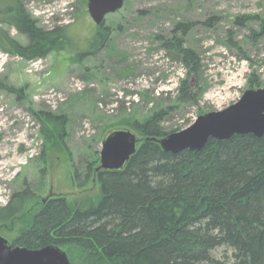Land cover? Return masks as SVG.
Listing matches in <instances>:
<instances>
[{"label": "rangeland", "instance_id": "1", "mask_svg": "<svg viewBox=\"0 0 264 264\" xmlns=\"http://www.w3.org/2000/svg\"><path fill=\"white\" fill-rule=\"evenodd\" d=\"M19 2L40 27L68 26L75 38L66 50L31 60L0 46V207L16 193L27 210L58 196L71 201L85 189L96 194V180L79 189L70 175L84 172L96 150L100 159L111 131L129 129L140 139L130 122L162 108L169 110L167 130L183 129L246 89L264 87V0H125L102 25L88 0ZM0 26L27 42L1 15ZM98 28L109 32L105 47L80 55ZM173 38L196 53L198 73L164 47ZM184 80L198 93L196 102L178 100ZM33 110L66 116L65 139L48 137ZM21 227L20 220L0 222V234L12 243Z\"/></svg>", "mask_w": 264, "mask_h": 264}, {"label": "trees", "instance_id": "2", "mask_svg": "<svg viewBox=\"0 0 264 264\" xmlns=\"http://www.w3.org/2000/svg\"><path fill=\"white\" fill-rule=\"evenodd\" d=\"M0 15L28 39L22 43L0 26L1 48L27 60L66 50L75 38L68 26L40 27L19 0H0ZM108 39L109 32L98 28L80 55L98 53ZM171 40L164 47L178 54L190 74L198 73L196 53ZM177 92L183 103L198 99L187 80ZM168 113L162 108L130 122L141 138L122 168L97 171L96 150L84 172L71 173V187L96 180L98 193L85 189L71 201L58 196L34 210L16 193L0 207V222L22 223L12 245L55 244L73 264H264V135L209 138L201 150L172 153L156 140L181 129L167 130ZM33 114L48 137L65 139L66 116Z\"/></svg>", "mask_w": 264, "mask_h": 264}, {"label": "water", "instance_id": "3", "mask_svg": "<svg viewBox=\"0 0 264 264\" xmlns=\"http://www.w3.org/2000/svg\"><path fill=\"white\" fill-rule=\"evenodd\" d=\"M125 0H88V11L97 25L120 10ZM264 135V87L246 89L231 105L199 115L192 124L156 139L165 151L201 150L209 140H225L234 134ZM139 139L129 129L111 131L102 141L100 163L96 170L120 169L137 150ZM0 264H73L58 245L40 248L13 246L0 234Z\"/></svg>", "mask_w": 264, "mask_h": 264}, {"label": "flooded vegetation", "instance_id": "4", "mask_svg": "<svg viewBox=\"0 0 264 264\" xmlns=\"http://www.w3.org/2000/svg\"><path fill=\"white\" fill-rule=\"evenodd\" d=\"M186 27H187V26H186ZM186 27L182 28V30L184 31ZM43 202L45 203V202H46V200H43Z\"/></svg>", "mask_w": 264, "mask_h": 264}]
</instances>
